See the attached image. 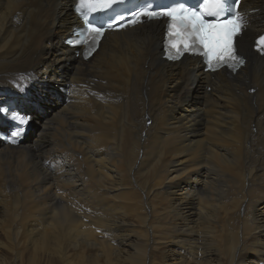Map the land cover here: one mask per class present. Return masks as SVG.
Segmentation results:
<instances>
[{
  "label": "bare ground",
  "instance_id": "6f19581e",
  "mask_svg": "<svg viewBox=\"0 0 264 264\" xmlns=\"http://www.w3.org/2000/svg\"><path fill=\"white\" fill-rule=\"evenodd\" d=\"M76 1L0 0V106L38 124L0 145V264H264V0H243L237 74L165 62L167 21L78 58ZM51 81L50 112L21 96Z\"/></svg>",
  "mask_w": 264,
  "mask_h": 264
},
{
  "label": "snow or ice",
  "instance_id": "6c2138e0",
  "mask_svg": "<svg viewBox=\"0 0 264 264\" xmlns=\"http://www.w3.org/2000/svg\"><path fill=\"white\" fill-rule=\"evenodd\" d=\"M116 0H102L103 7H111ZM101 0H79L77 11L85 15L96 10L95 5ZM238 7V0L237 5ZM236 7H229L228 0H204L200 11L185 9L182 6L165 9L162 13L152 10H142L136 13V23L140 16L148 19L167 16L169 24V36L172 39L170 48L175 55L169 58H179L184 51H202L206 57V62L211 71H216L218 67L227 66L233 70L244 63L235 51L234 38L240 35L246 27L244 18L236 13ZM235 13L231 17L221 20L226 13ZM214 17L215 20L205 19V16ZM88 34L90 40L89 47L94 49L99 38L103 36V30L97 27H89ZM257 43V51L264 52V36L260 37ZM19 119L21 123H27L24 118ZM14 135H19V132Z\"/></svg>",
  "mask_w": 264,
  "mask_h": 264
},
{
  "label": "rangeland",
  "instance_id": "374dc122",
  "mask_svg": "<svg viewBox=\"0 0 264 264\" xmlns=\"http://www.w3.org/2000/svg\"><path fill=\"white\" fill-rule=\"evenodd\" d=\"M52 58V55L49 56V59L50 60ZM80 58V57H78ZM38 79V78H37ZM36 81L32 83V87H35L36 85ZM45 85L48 87V91H46L44 88H41L38 93L34 92V91H25V94L21 95V96H24V97H27V99L29 100H33L34 99V103L41 109H44L46 112H50L52 109H53V105L49 102L46 101V98L50 97V95L54 96L55 99H58L57 96L55 95H60L61 93L63 95L65 94H69L68 91L66 90V86L64 85V83H58V82H55V81H51V82H47L45 83ZM205 90L206 87H205ZM210 92V89L208 90ZM5 92V91H3ZM18 93V90L16 89L14 92H12L11 94H17ZM23 108H25L24 106H21ZM28 112L30 110V108H25ZM25 113V112H24ZM0 114L3 115V113L1 112V106H0ZM182 114V109L179 111V114L178 116ZM29 116V115H28ZM29 117H31V122L29 124V131H28V134L26 136L25 139H28L29 137H36V134L38 133L37 129H36V126H38V124H35L36 120H34V115H30ZM0 128H2V125L0 126ZM35 132V133H34ZM255 134H256V130H254ZM145 137V135H144ZM22 140L23 141H25ZM21 142V143H22ZM2 146V144H0ZM0 146V147H1ZM144 155V151L141 150V157ZM80 159L82 160V157H80ZM244 208V206H243ZM159 257V256H158ZM173 261L172 258H169L167 257V261L162 260V259H159L157 258V264H168V263H171Z\"/></svg>",
  "mask_w": 264,
  "mask_h": 264
}]
</instances>
